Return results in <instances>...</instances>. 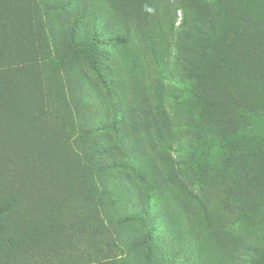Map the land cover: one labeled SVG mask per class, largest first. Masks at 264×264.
I'll return each instance as SVG.
<instances>
[{"label":"trees","instance_id":"trees-1","mask_svg":"<svg viewBox=\"0 0 264 264\" xmlns=\"http://www.w3.org/2000/svg\"><path fill=\"white\" fill-rule=\"evenodd\" d=\"M209 177L264 219V0H0V264H264Z\"/></svg>","mask_w":264,"mask_h":264},{"label":"rangeland","instance_id":"rangeland-1","mask_svg":"<svg viewBox=\"0 0 264 264\" xmlns=\"http://www.w3.org/2000/svg\"><path fill=\"white\" fill-rule=\"evenodd\" d=\"M171 18V16H169ZM176 25L182 17L180 11L176 12ZM222 186L220 181L214 177H209L207 180L206 196L211 205H213V213L216 219L220 220L222 226L231 228L237 237L242 238L243 243H256L259 237V233L264 230V219L262 214L258 217H252L250 220L234 224L235 219L234 212H231L229 208L224 209L219 203Z\"/></svg>","mask_w":264,"mask_h":264}]
</instances>
